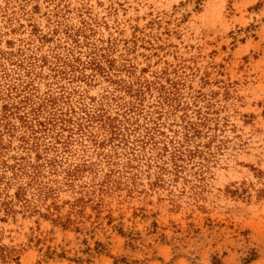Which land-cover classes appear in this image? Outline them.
Here are the masks:
<instances>
[{"label":"rangeland","instance_id":"374dc122","mask_svg":"<svg viewBox=\"0 0 264 264\" xmlns=\"http://www.w3.org/2000/svg\"><path fill=\"white\" fill-rule=\"evenodd\" d=\"M0 264H264V0H0Z\"/></svg>","mask_w":264,"mask_h":264}]
</instances>
